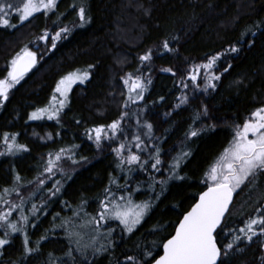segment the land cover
I'll list each match as a JSON object with an SVG mask.
<instances>
[{"label": "trees", "instance_id": "16d2710c", "mask_svg": "<svg viewBox=\"0 0 264 264\" xmlns=\"http://www.w3.org/2000/svg\"><path fill=\"white\" fill-rule=\"evenodd\" d=\"M23 2L16 0L20 6ZM74 3H83L91 23L76 27L68 39L57 44L55 50H50V42L46 46L44 41L38 40L45 29L54 30L55 14L45 16L44 13H36L18 28H0V47L20 37L29 28L32 36L23 48L36 43L39 45L36 52L45 54L44 60L39 57L35 69L11 89L8 101L0 108V151L4 150L2 135L5 132L9 135L18 133L17 143L30 149L16 156L0 157V189L13 187L14 176L18 173L22 183L27 185L20 191L26 199L25 214L30 215L31 204L39 205L47 199L46 189L52 184L51 180L48 181L44 192L35 190L29 184L42 171L47 154L75 144L79 146L76 159L86 158L75 165L62 161L65 172L72 173V178L62 181L64 186L60 197L50 201L39 214L36 227L28 229L30 243L34 245L38 242L40 245L39 254L22 261L23 237L17 233L0 257V264H47L50 253L65 258L69 242L59 226L60 220L53 221V216L59 213L61 218L71 217L72 209L85 200V210L94 215L98 208L97 200L102 196L110 176L120 175L111 149L106 143L97 148L94 141L87 139L86 129L110 124L119 119L122 112L128 111L131 118H126L122 125L126 131H137L136 118L139 116L141 123L147 120L153 124L154 136L166 138L160 144L165 153L175 156L181 148L191 152L181 168L180 174L185 179L168 181L166 191L158 201H154L155 207L135 233L132 236L124 234L121 238L117 229L113 234L116 247L98 256L96 261V264H117L118 260L123 261L126 251L135 253L138 243L150 245L155 240L159 245L166 236L174 234L182 213L190 210L197 202L198 194L207 189L203 176L228 147L234 124H242L252 111L264 106V35H261L264 26L253 29L256 36L253 37L255 42L252 47L243 50L235 59L232 57L236 54H232L218 61L220 71L225 63H231L232 68L221 76L215 91L210 89L208 93L193 94L191 87L184 89L180 86L191 65L204 63L206 56L223 52L230 43L240 38L241 32L253 27L254 22L264 20V0H60L57 13L61 14V25L78 23L76 10L71 8ZM127 3L131 7H145L150 15L143 17L133 8L126 10ZM236 17L239 19L236 20ZM13 23H17L15 17ZM131 26L137 27L139 32L124 36ZM117 28L123 34L117 36ZM175 36L180 37L179 43L173 41ZM123 40H128L129 44L122 43ZM164 40H168L170 46L178 51L163 52L161 45ZM149 49L153 52L149 69L152 83L143 101L124 109L122 105L127 99V88L121 77L128 73L136 74L141 64L138 57ZM19 52L21 50L16 54ZM158 52L161 54L158 55ZM11 58L6 57L8 64L0 70V79L6 77ZM90 65L94 67L89 68ZM167 68L176 74L160 71ZM77 70L90 71L91 78L85 84L72 85L68 94L70 103L61 113L60 124L56 121L29 120L32 111L49 104L57 81ZM122 92L125 94L122 95ZM182 94L189 96V102L177 108L178 97ZM202 105H207L208 117L201 114L200 120H196ZM77 120L79 124L75 122ZM201 120L205 125L215 124V131L186 139L185 133L190 127L199 128ZM34 131L51 133L52 140L41 143L31 136ZM168 158L164 156L165 160ZM157 176L159 178V174ZM56 178L59 179V176ZM140 179H144L143 175ZM120 182L123 183L122 180ZM31 192L35 195L28 199ZM153 195L145 189L135 193L134 199L140 202ZM261 195H264V176L258 179L254 191L242 189L236 193L234 215L229 223H240L241 215L252 214L253 206ZM8 198L16 201L14 194ZM65 202L71 207H67ZM6 208L7 205H0V210ZM43 211L47 215H43ZM16 217L18 211L13 213V218ZM117 223L113 222V227ZM153 228L159 231L151 234ZM45 235L48 239L42 240ZM219 239L222 241L223 237ZM84 240L87 241L88 236ZM99 242L106 243L102 238ZM239 248L242 251L234 253L231 264H261L264 237L254 238L251 244L241 243ZM154 252L162 255V248L157 246Z\"/></svg>", "mask_w": 264, "mask_h": 264}, {"label": "snow or ice", "instance_id": "6c2138e0", "mask_svg": "<svg viewBox=\"0 0 264 264\" xmlns=\"http://www.w3.org/2000/svg\"><path fill=\"white\" fill-rule=\"evenodd\" d=\"M60 0H24L22 6L16 0H0V28L15 29L23 25L36 13L57 15L53 21L54 30L45 29L38 37L47 46L50 42V50H55L57 44L68 39L76 27H84L91 23V17L87 14L83 3L72 4L71 8L76 10L78 23L72 25H61V14L57 13ZM145 14L150 15L145 9ZM13 17L17 23H13ZM236 20L239 17L235 18ZM264 26V20L254 22L245 32L240 33L234 43H230L223 52H216L206 56V62L190 66L186 73V79L180 81V86L189 89L193 94L198 92L208 93L215 91L221 76L232 68L231 63H225L220 71L218 61L227 56L236 54L235 59L243 51L254 45L253 37L256 31ZM264 35V32L261 33ZM173 41L179 43L180 37L175 36ZM163 52L171 53L178 49L170 46L168 40L161 45ZM39 50V45H37ZM161 54L160 52L157 53ZM141 62L136 74L128 73L121 77L123 85L127 88V99L123 101V108L130 109L133 104L144 100V94L151 85L150 67L153 61V52L149 49L144 55L138 57ZM37 63V52L25 46L16 57L10 61V67L4 79H0V108L4 107L9 99V92L15 88L25 74L35 67ZM94 67L90 65L89 68ZM141 69H144L142 72ZM163 72H173L171 68L160 69ZM219 73V74H218ZM91 78L90 71H74L61 77L54 88L49 104L45 107L36 108L30 113L28 119L31 121H56L59 125L61 113L70 103L69 92L72 85L85 84ZM203 85V87H201ZM124 95L125 93H121ZM163 101L164 97L161 96ZM179 108L189 102V96L182 94L178 97ZM147 110V109H143ZM207 105H202L196 115L200 120L201 114L208 117ZM165 115H168L165 113ZM130 119L128 111L122 112L119 119L107 125H99L85 130L88 140L94 141L97 148L106 143L116 158V170L118 177L110 176L109 182L103 194L98 198V208L94 215L85 210L87 201H82L77 208L72 209L73 215L68 218H61L57 213L53 221L60 220V228L66 234L69 248L65 258L55 257L49 254L47 264H96L97 257L116 247L114 233L119 229L123 238L124 234L132 236L144 218L155 207L154 201H158L166 191L170 180H184L181 175L182 164L190 157L191 152L181 148L175 156L165 153L160 144L166 138L154 136L153 124L145 120L141 123L139 116L136 118L137 131H126L125 119ZM77 124L79 120L75 121ZM195 123V121H194ZM201 126L190 127L185 133L186 139L200 136L202 133L215 131V124L205 125L200 121ZM232 139L219 156V158L208 168L203 176V183L207 190L198 194V200L182 213V219L174 229V234L166 236L157 244L151 241L150 245L138 243L135 253L125 252L123 261L117 264H231V258L241 243H253L254 238L264 237V195L256 200L252 214L239 217L240 223H229L234 215L233 197L238 191L246 189L249 192L257 187V181L264 176V106L256 108L250 113L242 124L236 123L232 128ZM5 132L2 135L4 150L0 151V157L16 156L21 152H29L30 149L23 144L17 143V136ZM36 135V133H34ZM58 135V134H57ZM131 136V139L128 137ZM43 139V138H42ZM47 139H52V134H47ZM116 144V147H112ZM78 145L60 148L55 153H48L42 171L29 184L35 190L44 192L48 181L52 184L46 189L47 199L37 205L32 203L29 209L30 215L25 214L26 199L20 189L27 187L22 183V177L16 173L14 186L0 189V205H7L6 210H0V257L4 255L6 248L11 245L15 234L20 233L23 237L22 261L33 255L39 254L40 245L30 243L28 235L29 228H35L39 214L47 204L55 198L60 197L63 188L62 181L72 178V173L65 172L62 161L71 164H80L86 158L76 159ZM164 156H169L168 160ZM165 172L167 175L165 176ZM159 174V178L157 176ZM144 179L141 180L140 176ZM59 176V179L56 177ZM123 181L121 183L120 181ZM147 189L154 193L150 198L137 202L134 199L135 193ZM157 189H159L157 191ZM15 195L16 201L8 197ZM35 192H31L28 199H31ZM251 196H249V199ZM67 207H71L65 202ZM18 211V217L13 218V213ZM43 215H47L43 211ZM79 221V223H77ZM113 222H118L113 227ZM55 227V225H54ZM158 228H153L151 234H156ZM88 236L85 241L84 237ZM223 237L221 241L219 238ZM106 243H100V239ZM48 239L43 236L42 240ZM159 246L163 254L159 255L154 249ZM261 264H264V256L260 257Z\"/></svg>", "mask_w": 264, "mask_h": 264}, {"label": "rangeland", "instance_id": "374dc122", "mask_svg": "<svg viewBox=\"0 0 264 264\" xmlns=\"http://www.w3.org/2000/svg\"><path fill=\"white\" fill-rule=\"evenodd\" d=\"M136 6H138V5H134L133 7H131L128 3L127 4H125V9L126 10H129V9H132V10H134V12L135 13H140L141 12V14H142V16L144 17V15L145 16H148L147 14H145V7L144 8H140L141 6H139V8L138 7H136ZM141 10V11H140ZM28 28V27H27ZM27 28H25V29H27ZM24 29V30H25ZM136 32H139L138 31V29H137V27H135V26H131L130 27V29H129V31H128V34H123V31L121 30V29H119V28H117V30L115 31V34L117 35V36H119V35H121V34H123L124 36H131V35H133L134 33L136 34ZM31 36H32V32L30 31V29L28 28V30H26V31H24V33L23 34H21V36L20 37H17L16 39H14V40H11L9 43H7L6 45H2L1 47H0V70L2 69H5L6 68V64H8L6 61H5V59H6V57H10V56H12V58H11V60L13 59V58H15L16 57V52L18 51V50H22V48H23V46H24V44H26V43H28L29 41H30V38H31ZM122 43H124V44H129V41L128 40H123L122 41ZM29 48L32 50V51H36L37 50V44L36 43H30V46H29ZM43 56H45V54L44 53H37V58H39V57H41L42 58V60H44V58L45 57H43ZM11 91V90H10ZM34 133H36V135H34ZM47 134L48 133H44V134H40V133H37V132H33L32 134H31V136L35 139V140H37V141H39V142H41V143H47V142H50L51 140H49V139H47ZM43 138V139H42Z\"/></svg>", "mask_w": 264, "mask_h": 264}, {"label": "water", "instance_id": "95a60500", "mask_svg": "<svg viewBox=\"0 0 264 264\" xmlns=\"http://www.w3.org/2000/svg\"><path fill=\"white\" fill-rule=\"evenodd\" d=\"M37 62H38V60H37ZM37 66V63H36V65H35V67ZM35 67H33L30 71H28L26 74H25V76H27V75H29L34 69H35ZM24 76V77H25ZM207 190V189H206ZM205 190V191H206ZM235 198H236V194H234V197H233V201H235ZM162 254H163V251H162Z\"/></svg>", "mask_w": 264, "mask_h": 264}]
</instances>
